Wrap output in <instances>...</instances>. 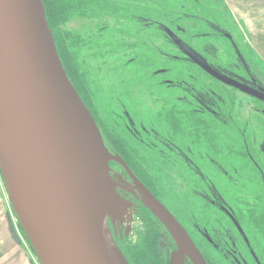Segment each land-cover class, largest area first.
<instances>
[{"label": "rangeland", "instance_id": "1", "mask_svg": "<svg viewBox=\"0 0 264 264\" xmlns=\"http://www.w3.org/2000/svg\"><path fill=\"white\" fill-rule=\"evenodd\" d=\"M102 1L110 3L108 0ZM159 1L160 0H153L152 2L150 0H135L132 4L127 3L129 7H132L133 12L131 14L127 11H110L102 9L101 7H96L93 10L94 16L92 19L87 15H79L63 26V31L67 32V34H69L75 41L73 48L80 53V74H84L87 80L86 85L84 84V95H80L78 91L75 90L89 112L93 114L92 116L94 120H96V124H98L99 128L101 127L103 129L102 134L105 139L108 138L110 145L112 144V141L109 138V134L111 133L112 136L115 133L114 129L118 133H121V135H125V137L128 135L129 140L128 138L127 140L129 141V144L134 145L133 143H130V141L134 142V138L128 130H130L133 125L138 127V123L139 127L141 125L145 131L146 129H149V131L152 130L153 133L155 132V134H157L159 138L161 137V140L163 141L162 136H164V134H161L160 132L165 133V130L160 129L163 127L161 125L163 117H161L159 113L162 114L166 101L165 99L172 98V94L174 93L178 98H182L185 101L184 97H187L189 86L194 87L193 89L195 91L193 93L196 102L200 105H204L206 108L208 107V111L211 113V118L203 120V124L207 125L208 131L211 129V131H214L220 138L228 139L231 136L229 132L231 130L229 127H225L222 124V121L224 122L225 120L222 118L231 117L234 119L238 118L239 123H241L240 126H244L245 129L250 131L248 134L251 136H249L251 141L245 142V147L248 153L247 159L242 155L238 158L233 157V163L228 159L229 157L226 154V156L224 155V159H228V165L224 168V166H220L222 162L219 164L223 155L210 156L211 161L217 165V171L221 173L220 175L210 173L207 169L202 171V168L198 167L200 164L199 157L196 155L193 157L185 155L186 151H184V149L186 150L187 146L191 145L193 141L192 138L189 140L182 136L181 130V132H178V130L177 132L179 133L178 144L181 145L182 152H184L183 165L181 161L177 163L176 159L168 157L169 155L166 154V152L167 150L169 151V149L163 145L159 146L164 150L162 155H159L156 159L146 158L144 161L141 159L144 157H140L138 162L141 164V167L147 171H150V168L154 165L163 168L164 166L172 167V170H169V173L167 174L169 176V181L167 183H162L161 178L155 179L152 175L154 178V182H152L153 188L155 187L161 192V196L164 199L162 200L166 205L176 214V216L183 219L184 223L187 224V228L193 240L211 262L214 264H231L228 259L224 258V254L221 252L224 247L223 244L220 245L216 241L213 245L209 244L208 241L205 240V236L201 235V228L190 225L193 221L200 222V217L196 216L194 212L192 213L188 211L185 203L187 199L196 201L197 205L201 203L199 197H202V195L205 196L207 191L204 189V182L211 181L212 184L215 185L214 181H217V179L218 181L224 179L227 180L228 176L232 181L233 179L238 178V175L236 176V174L232 172H234V168L239 165L240 161L244 163V170L249 171L250 178L253 174H256V178H259L257 186L261 189L263 188L261 171L264 174V105L257 100L251 99L245 95L243 96L240 92L233 90L227 91L220 84H209L207 81L208 77L204 73L205 71L194 61L196 60L199 64H203L214 72L223 75L225 78L237 81L241 84L244 82L238 81L236 76L238 75L244 79L251 80L244 71V69H248L254 76L253 82L258 84L260 89L264 90V0H213L214 3H211L212 6L215 7H212L214 9V12L211 13L212 15H206L202 13V11H199L200 9L193 8L186 4L189 2L193 5V0H181L184 1L182 2L183 4L181 3L183 7H180L181 5L179 6V4L176 5L179 6L178 11L175 6L164 7L165 14L168 16L171 15V19H167V22H165L167 26H164L165 36H162L160 31L157 30V28L159 27L158 29H160L162 25L155 22L154 19L156 18V15L153 13L144 14V11L148 9H159L155 4L157 3L161 6ZM163 1V3L167 5V0ZM204 1L205 0L202 1V4H204ZM149 2H151V4ZM195 6L200 5L196 4ZM134 8L138 10L136 11ZM175 15L182 19L185 18V16L188 17V15H192L193 18L202 22V24H200L201 27L197 28L196 25H194L196 23H183V25L180 23L177 24L179 26H175L176 24L172 26L173 23L170 20L175 21ZM202 28L208 29L201 30ZM199 30L203 33L208 32L206 33L207 37L212 34L211 31L207 30H212L217 37L213 40H209V38L198 39L197 34L199 33ZM105 31L108 32V34L111 32V35L113 36V41L111 40L112 43L108 44V47L104 42L93 38V36L96 38L101 36V38L104 37L110 39L111 35H108ZM223 33H227L229 36L228 40L223 37ZM184 34H186V36H183ZM189 35H193L195 39H191L192 37ZM222 38L224 40H222ZM114 40H119L122 47H118L114 44ZM139 43H142V46H140ZM135 45L142 47L140 50L141 55L137 54L138 49L135 48ZM203 47H209L213 52L211 51V54L208 57L199 54L200 49ZM219 48H222V51L219 50ZM176 49H179L180 52L176 51ZM157 53H159V60L164 67H159L158 65L153 71H151L150 75H146L147 77L143 80H139L138 76L131 74L133 72V67L135 72H138L135 68L136 66H138V70H140L139 73L146 71L147 67L144 64L145 56H152ZM141 63V66H144L140 68ZM188 63L194 64L195 67L189 66ZM177 67H182V69L185 70L186 79L183 77L185 82L180 76L177 75L175 78L171 74L174 68ZM190 67H194L195 70L193 71L194 68L192 69ZM169 68H171L172 71ZM229 73H231L230 75L232 77L229 76ZM188 75H191L192 77L190 78ZM164 80H166V82L170 80L172 84L168 85L169 87H166V84L168 83L165 84ZM163 82L165 86L162 84ZM198 85L202 88H199ZM176 88L178 91L175 90ZM193 89L191 88V90ZM204 95H209V97L218 101L217 107L207 102L204 103L200 98V96L206 98ZM217 98H220V100L224 98L225 103L222 104V106L219 105L220 102ZM178 103L183 104L184 102L180 101ZM190 107L191 106H189V108L188 106H185V109H181V111L185 110V112H187ZM117 110L118 112H116ZM142 110L146 113H143ZM178 110L179 109H176V111ZM192 110H190V112H193ZM135 111L139 114H134ZM217 112L221 115L220 118H218L216 114ZM117 115H119L120 118ZM124 116L128 117L130 122L123 120L122 127L116 126V124H114L116 119H120L121 121V118L123 119ZM187 117L185 126H190L189 128H191L194 126V124H190V118L192 117ZM225 121L227 123L230 122L228 120ZM150 123H154L155 126H151ZM199 125V123L196 125L197 130L195 131L197 133H199L198 128H204ZM185 126H182V128L185 129L183 132L188 134L193 131H190L191 129H187ZM132 132L134 133L133 130ZM140 134L143 135V131L140 132ZM187 134H185V136H187ZM219 137H217L214 142L222 146L224 142L219 139ZM177 138L178 137H176V139ZM166 139L169 140L170 138L168 137ZM232 140L233 143L241 145L239 140H234L233 138ZM150 142L154 143L156 141L150 140ZM204 142V140H201V143ZM198 144H200V142ZM197 148L198 147H196V149ZM241 148L244 150L243 146ZM203 159L207 158L204 156ZM204 161L209 163L207 160ZM189 165L191 167L194 165L197 166L194 173L189 172ZM110 169L112 171L111 178L114 183L115 195L129 205L127 210L128 213H126L127 216H124L122 220L118 218L114 219L111 215L107 216L111 238L124 256V253H126L129 247L138 246L143 242V236L146 235V232L148 231L147 225L142 219L146 216V208L138 198H133V196L128 194L129 191L124 188L123 178L116 174L111 167ZM244 170L241 167L240 174L248 178V174ZM226 171H229L227 173L229 175H226ZM243 181H245V179H243ZM236 184L237 195L233 197V191L230 192V190L226 189L227 191L223 192L225 194L221 203L223 207L230 211V202V205L234 209L230 212L235 214V218L238 219L241 226L246 229V233H249L248 240L254 245H251V248L256 251L261 244H264V242L257 240V234L252 236L253 232L256 230L254 229L256 226L248 223L247 206L249 208H257L253 198L258 200V195L255 190L254 192L247 191L245 187L239 189L240 183L236 182ZM212 191L216 194L214 190ZM208 198H210V196H208ZM237 200H241L239 207L234 205ZM204 203L211 211L210 212L209 209H207V212L209 211L212 216L218 217L217 221L211 219V223L216 231L221 230V232L218 233H222L223 227H225V225L227 226L229 222L224 219V216L220 219L221 214L217 206L211 203L209 205L207 201H204ZM262 203H264V201ZM257 214L260 215L258 212ZM255 219L259 220V218ZM249 226H251L250 229ZM231 228L232 227H229V232L236 243V234L232 233L234 229L232 228V230ZM253 229L254 231H252ZM216 231H214V233ZM19 235L21 238H24L20 229ZM25 243L29 246L27 241H25ZM255 243L257 244L256 246ZM158 247L160 248L161 253L166 251L167 246L161 238L158 240ZM241 253H243V251H241ZM249 263L253 264L251 259Z\"/></svg>", "mask_w": 264, "mask_h": 264}, {"label": "water", "instance_id": "2", "mask_svg": "<svg viewBox=\"0 0 264 264\" xmlns=\"http://www.w3.org/2000/svg\"><path fill=\"white\" fill-rule=\"evenodd\" d=\"M221 83L264 102L198 61ZM133 183L135 195L176 245L169 264L203 256L175 217L122 158L106 148L100 130L70 82L46 20L42 0H0V173L16 219L10 232L27 241L37 264H128L114 244L104 195L114 183L110 163Z\"/></svg>", "mask_w": 264, "mask_h": 264}, {"label": "flooded vegetation", "instance_id": "3", "mask_svg": "<svg viewBox=\"0 0 264 264\" xmlns=\"http://www.w3.org/2000/svg\"><path fill=\"white\" fill-rule=\"evenodd\" d=\"M110 1H112L115 5L123 6V10H121L119 12H122V11L126 12L127 11L129 14L132 13V11H130V8H132V7H129L127 5V3L132 4V2L135 1V0H118V1L117 0H110ZM193 1L195 3V4L193 3V5H191V3H189V2H187L186 4L190 5L193 8L200 9L199 11H202V13H204L206 15H212L211 13L214 12V9L212 7H215V6H212V3H211V2L214 3L213 0H205L203 2L204 4H202L203 0H193ZM159 2L161 3V6H159L156 3V5H157V7H159V9H158V14H156V18L154 20H155V22L157 24L162 25V27H160V29H158L159 28L158 27L157 30L160 31L162 36H165L164 35V30H165V27H167L165 22H167L166 21L167 19H171V16H168L167 14H165V12L163 10L164 7H165V3H163L164 1L160 0ZM182 2H184V1H181V0H167L166 3L167 4L169 3V6H170V4H172L173 6L177 7V11H178V7L180 5H181L180 7H183V5H182L183 3ZM178 4H179V6H176ZM196 4H199L200 6H195ZM170 21L173 23L172 26H174L175 24H176L175 26H179L177 24H180V23H181V25H183V23H186V24H194V23H196L194 25H196L197 28H200L201 27L200 24H202V22H199L196 18H193L192 15H188V17L185 16V18H183V19L178 17V16H176V20L175 21L174 20H170ZM204 24L207 25L206 23H204ZM169 28H173V27H169ZM204 29H208V28H202L201 30H204ZM207 31H211L212 34L207 37L206 33H208V32H204L203 33V32H200V30H199L198 31L199 33L197 34L198 35L197 38L198 39L199 38H201V39L209 38V40H213L215 37H217V36H215V34H214V32L212 30H207ZM176 35H178V34H176ZM183 36H186V34H184ZM189 36L192 37L191 39H195V37L193 35L192 36L189 35ZM223 37L225 39H227V40L229 39V36L227 35V33H223ZM222 40H224V39L222 38ZM219 50L222 51V48H219ZM176 51L180 52L179 49H176ZM211 51H212L211 48L203 47L202 49H200L199 54L208 57L211 54ZM191 65L194 66V64H191ZM243 67L247 68L246 66H243ZM244 71H245L246 75L248 76V78L251 79V80L244 79V78H242V77H240L238 75L236 76L237 77L236 79L238 81H243L244 82L243 84H241V83H239L237 81H233L231 79H229V80L237 83L238 85H240L246 91L255 92V93H263L264 90L260 89L258 84L253 82L254 81L253 80L254 76H253V74H251L250 70L244 69ZM174 72H175L176 76L177 75L179 76L178 67L174 68ZM204 73L208 77L207 81H208L209 84H212V83L220 84L227 91L228 90H233V91H236V92H240L241 94H243V96L245 95V96H247V97H249L251 99L257 100V101L261 102L264 105V102L258 100L257 98H255V97H253V96H251L249 94H246L245 92H243L240 89L227 86V85L221 83L220 81H218L217 79L213 78L212 76H210L208 73H206V72H204ZM224 74H226V73H224ZM230 74L231 73H229V76H231ZM189 76H190V78L192 77L191 75H188V77ZM220 76H223V75H220ZM192 79H194V78H192ZM183 81L185 82V80H183ZM164 82H165V84L168 83V84H166L167 85L166 87H169L168 85L172 84V82L170 80H168V82H166V80H164ZM164 82L162 84H164ZM165 84H164V86H165ZM186 86H189V85H186ZM198 86H199V88H202L200 85H198ZM191 88L193 89L194 87H190L189 86V91H187V97H184L185 101L182 98H178V96L176 94H174V93L172 94V98L165 99L166 101H165V105L163 107L162 114L159 113V115L161 117H163V121H162L161 125L164 127V128L161 127L160 129H164L165 130V133L160 132L161 134H164V136H162L163 141L161 140V137L159 138V136L157 134H155V132L153 133L152 130L149 131V129H146V131H145L144 128L141 125L139 127V123H138L137 124L138 127L136 125H133L130 128V130H128L130 132V134L132 135V137L134 138V142L130 141V143L134 144V143L138 142L139 144L142 145V147L144 149V152H145L144 158H142L143 161L146 158L156 159L159 155H162L164 153L163 152L164 150L161 149L159 146L163 145L164 147L169 149V151L167 150V152H166V154H168L169 156L166 155V154H164V155H166V156H168V157H170L172 159H176L177 163H179L181 161L182 165H183V163H184V161H183L184 154L183 153L184 152H182L183 150L181 148V145L178 144V142H179V133L178 132L182 131L181 132L182 136L186 137L189 140H190V138H192V141H193L191 145L187 146L186 150L184 149V151H186L185 155H190L191 157L196 155L197 157L200 158V164L198 166L199 168H207L208 169L207 171H209L210 173H214V174L220 175L221 173L217 171V165L214 164L213 161H211L210 156L223 155V157L219 161V164L222 162V164H220V166H224V168H226V166L228 165L227 164V160L228 159L234 163L233 157H237L238 158V157H240L242 155V156H244V158L247 159L248 158L247 157L248 153H247V149L245 147V142L246 141H251L250 140L251 136L248 134L250 131L248 129H245L244 126H240L241 123H239L238 118H235V119L232 118V117L231 118H222L223 120L225 119V120L230 121L228 123L225 120H224L225 123L222 121V124L225 127H229V129L231 130V131H229L231 136L229 135L230 137L228 138L230 143L227 144L225 142L222 146L217 144V146L219 148L218 149L219 152H218V154H214L216 151H214L215 148L212 146V142H210L211 138L207 136L208 129L207 128H203V129L198 128V132L199 133H197L195 131V130H197L196 125L198 123L200 124L201 122L200 121H194L196 119H199V120L203 121L204 119L211 118L210 117L211 113L208 111V107L206 108L204 105H200L198 102H196V100H195L196 98H195L194 93H193L195 90L194 89L191 90ZM175 90H177V88ZM204 96H206V98L208 99L207 100L206 98H203V97L200 96V98L202 99V101L204 103L207 102V103H210L211 105L217 107V102L218 101H215L212 97H209V95H204ZM217 99L220 102L219 105L222 106V104L225 103L224 98H222L221 100H220V98H217ZM180 101H183L184 103L183 104L178 103ZM190 101H191L192 104L190 103ZM185 106H188V108H189V106H191L190 109H188L189 112L188 111L185 112V110L181 111V109H185ZM165 109L167 111L169 109L170 110L173 109L174 117H175V120H176V125L175 126H177V127H175V128L171 127V125L167 122V119L165 118L166 116L164 115ZM176 109H179V110L176 111ZM118 110H117V112H118ZM190 110H192L193 112H190ZM143 113H146V112L143 111ZM134 114H139V113L137 111H135ZM216 114H217L218 118L221 117V115H219V112H217ZM229 114H231V113H229ZM214 115H215V113H214ZM117 116H119V115H117ZM187 116L188 117H192V118H190V124H194V126H192L191 128H189L190 126L188 127L189 129H191L190 131L193 130L194 132L192 131V132H189L188 134L183 132L185 129L182 128V126H185V122L187 120L186 119ZM222 117H224V116H222ZM119 118H120V116H119ZM180 118L183 119L182 122H180ZM143 119H144V117H143ZM123 120H126V122H130L129 118L124 116V118L123 119L121 118V121H120L121 122V126H119V124L117 125V122H114V124H116V126H118V127H122ZM191 121H193V122H191ZM150 125L151 126H155L154 123H150ZM98 128H99V126H98ZM138 128H139V130H138ZM131 129L134 131L135 135H134V133L132 132ZM125 130H123V131H125ZM177 130H178V132H177ZM142 131H143V135L144 136L142 134H140V132H142ZM100 132H102V131H100ZM202 132H204V133H202ZM139 134H140V136H139ZM151 134H153L154 136L151 135ZM185 134H187V136H185ZM172 136H173V138H172ZM188 136H190V137L188 138ZM168 137L170 138L169 140L166 139ZM176 137H178V138L176 139ZM127 138L129 140L128 135H127ZM147 138H149L151 141H156V142H154V143L150 142V140L147 139ZM232 138L234 140H239L241 145H238L237 143H233ZM201 140H204L205 142L201 143ZM159 141H161V142H159ZM185 141H187V140H185ZM199 142H200V144H198ZM130 145H132V144H130ZM242 146H243V148L245 150V151L243 150L244 151V155L239 153V151H240ZM196 147H198V148L196 149ZM229 148H231V149H229ZM194 151H196V152H194ZM109 152H111L114 155L119 156L114 151H112V149H110ZM263 152H264V148H263ZM187 153H189V154H187ZM226 154L229 157L228 159H226V158L224 159ZM204 156L207 159H203ZM204 160H207L209 163H207ZM156 164H158V163H156ZM114 166H117L118 169L114 168ZM200 166H202V167H200ZM110 167L112 168L113 171H115L116 174H118L119 176H121L123 178V180H124V188L129 191L128 194L133 196V198L134 197L137 198L135 196L137 194L133 190V183L131 182L130 178L126 175V173L123 171L121 166H119L116 163H112L111 162L110 163ZM196 167H197L196 165H194L193 167H191L189 165V168H188L189 172L194 173L195 172L194 170L196 169ZM241 167L244 170V163L242 161H240L239 165L234 168L235 169L234 172H232V173L236 174V176L238 175L237 176L238 178L233 179L231 181L230 178L227 176V180L224 179L225 181L224 180H221V181L219 180V181L220 182H224L226 184L229 183V185H227V186L225 185V186L227 187L228 190H230V192L233 191V197H235V195H237V184H236V182L240 183L239 189H241L242 187H245L247 191L254 192V190H255L256 194L258 195V200L256 198H253V199H254V203H256L255 205L257 206V208L253 207L251 211H250L249 208H247L248 223L254 224L256 226V227H254V229H256L255 230L256 232L253 229L252 231H254V232H253L252 236L257 234L258 235L257 240H260L261 242H264V206H261V205H264V203H262L264 201V174L260 170L261 173H262V184H263V188L261 189L260 187L257 186V183H259V178H256V174H253V176L250 178L249 177V175H250L249 171H245L244 170L248 174V178H246L245 176L240 174V168ZM199 168H198V170H199ZM130 170L132 171L131 168H130ZM228 172L229 171L225 172L226 175H229V174H227ZM133 174L169 210V212L175 217V219L179 222V224L184 228V230L187 232V234L189 235V237L191 238V240L193 241V243L195 244V246L197 247V249L199 250V252L203 256L206 264H214L213 262H211L210 259H208L205 256V254L202 252L201 248H199V246L193 240V238H192V236H191V234H190V232H189V230L187 228V224L184 223L183 219H180L178 216H176V214L163 201L164 199L161 196V192L159 190H157L155 187L153 188V186H151L152 184L149 185V184L145 183L144 181H142L134 172H133ZM243 179H245V181H243ZM217 181H218V179H217ZM203 184H205L204 189L207 190V191L205 193V196L202 195V197H199V199L200 200H204L205 202L207 201V203L209 205L211 203V204H214L215 206H217L219 208L220 214H221L220 219L222 218V216H224V219L227 220L230 225L229 224H227V226L225 225V227H223V232L222 233H218V232H221V230H219V231L217 230L216 231L215 228L213 227L212 223H211V219L217 221L218 217L212 216L211 213H209L210 209H209V207L207 205H206V207L201 209V211L199 209L194 210V209H189L188 208V211H190L192 213L194 212V214L196 216L200 217V222H194L193 221V222H191V224L190 223L189 224L191 226L194 225V227L201 228V230H202V231L200 230L201 231V235L205 236L204 238H205V240L208 241L209 244L213 245L215 243V241L218 244H220V245L223 244L224 247L222 248L223 250H221V252H223L224 258L228 259L231 262V264H251V263H249L250 259L252 260L253 264H264V244H261V246H259L256 251L253 250L251 247L254 246V245L251 244L250 240H248L249 239L248 238L249 237V235H248L249 233H246V231H245L246 229H244L241 226L240 221L235 218V214L233 213L234 214L233 215L230 212L231 210H234L233 207L229 203V206L231 208V210L229 211L227 208L223 207V205L221 203L225 193L219 192L217 190V188L212 184L211 181L204 182ZM226 187H225V189H226ZM212 190H214L216 192V194H214ZM208 196H210V198H208ZM207 209H209L208 212H207ZM145 210L148 211L147 209H145ZM257 212L260 213V215L257 214ZM151 216L154 218V216L152 214H151ZM250 216L252 217L251 218V222H250ZM144 217L142 219L145 222V220H144L145 218ZM255 218H259V220H256ZM154 222L156 224H159L158 226L161 229L160 238L162 240H164L165 245L167 246L166 247V251H164V253H161V255L163 254L162 259L165 260V264H169L170 256L176 250L175 242L170 237L168 232L164 229V227L156 219H155ZM257 225H259V226H257ZM229 227H232L234 229L233 230L231 228L233 230L232 233L236 234V243H235L234 238L231 236V233L229 232ZM250 228H251V226H249V229ZM214 231H216V232L214 233ZM225 239H227V240H225ZM257 242H259V241H257ZM256 245L257 244L255 243V246ZM241 251H243V253H241ZM160 252H161V250H160ZM190 263L191 262L189 261L188 258H185L183 260V262H182V264H190Z\"/></svg>", "mask_w": 264, "mask_h": 264}, {"label": "trees", "instance_id": "4", "mask_svg": "<svg viewBox=\"0 0 264 264\" xmlns=\"http://www.w3.org/2000/svg\"><path fill=\"white\" fill-rule=\"evenodd\" d=\"M43 5L45 8V13H46V20L48 22L49 28L52 31L53 38L55 41L56 49L59 55V58L61 60V63L63 65V68L67 74V77L71 81V83L74 85L75 89L78 91L80 95H84L85 93L83 92L84 90V84L86 85V77L84 74H80V53L78 50H74V44L75 41L74 39L67 34V32L63 31V26L70 22L73 18L79 16V15H87L90 19L93 18V10L96 7H101L102 9H107L110 11H121L123 10V6L115 5L112 1L108 0L110 3H106L102 0H42ZM151 2L153 0H150ZM151 2H149L151 4ZM107 4V5H106ZM156 4V3H155ZM173 6V5H170ZM169 3L166 5V7H170ZM121 9V10H120ZM136 11L138 9L134 8ZM154 8L153 10H155ZM152 9H148L144 11V14H158V9L153 11ZM164 10V9H163ZM130 11L133 12L132 8H130ZM171 16V15H169ZM150 32L149 30H147ZM110 32V31H109ZM105 33L108 34V32L105 31ZM111 35V32L109 33ZM108 34V35H109ZM94 39H97L99 41L104 42V44L108 47V44L112 43V38L113 36L111 35L110 39L109 38H96L93 36ZM112 40V41H111ZM115 41V40H114ZM70 43V45H69ZM116 44L118 47H122L120 44L119 40H116L113 42ZM140 46H142V43H139ZM121 45V46H119ZM71 46V48H70ZM105 46V47H106ZM139 45H135V48L138 49L137 54L141 55V48ZM159 53L153 54L152 56H145V65L147 67L146 71L139 73L140 70H138V66H136V70L138 72H135L134 67H133V72L131 74L138 76L139 80L145 79L147 76L150 75L151 71L155 67L159 65L164 67L162 65V62L159 60L158 57ZM144 56V55H143ZM132 65V64H131ZM142 63L140 64V68L143 67L141 66ZM189 66H192L191 64L188 63ZM194 68V67H190ZM171 69V68H169ZM179 69L180 77L184 80L186 79V73L185 70L181 68ZM195 68L193 69V71ZM172 71V69H171ZM175 78L177 77L174 70L171 73ZM184 77V78H183ZM180 83V82H179ZM92 111V110H91ZM117 112V111H116ZM94 113V112H93ZM93 115V114H91ZM164 115L166 116L165 118L167 119V122L171 125V127H177L176 125V120L174 117V112L172 110H166L164 112ZM183 119L180 118V122H182ZM194 121H200L201 127L207 128L206 124H203V121L196 119ZM96 122V120H95ZM117 125L121 126L120 119H116ZM193 122V121H191ZM98 125V124H97ZM187 129H189V126H185ZM100 131L103 129L100 127ZM119 130V129H118ZM115 132V133H114ZM114 136H111V133L109 134V138L112 141V144L110 145L108 138L105 139L103 136L102 132L101 136L103 138L104 144L108 150L112 149L116 154H118L124 161L125 163L132 169V171L145 183L151 185L152 182H154V178L152 175L155 177V179L161 178L162 183H167L169 181V176L167 175L169 173V170H172V167L164 166L160 167L157 165H154L150 168V171L144 170L143 167H141V164H139L140 157H144L145 152L141 144L138 142L134 143V145H130L129 141L127 140V136L121 135V133H118L114 129ZM204 133V132H202ZM207 136L211 138L212 146L215 148L214 151H216L214 154H218L219 148L217 146V143L214 142L216 141V138L219 137L214 131H207ZM190 136H188L189 138ZM224 143L226 142L227 144L230 143V141L226 138H220ZM231 149V148H229ZM230 152V151H229ZM240 154L244 155V151L242 148L239 151ZM142 159V158H141ZM137 161V162H136ZM114 168H117V166H114ZM206 170L207 168H202V171ZM208 170V169H207ZM215 187L217 190L221 193L227 191V185L224 182L220 181H214ZM226 185V186H225ZM152 186V185H151ZM205 186V184H204ZM226 187V189H225ZM223 189V191H222ZM242 189V188H241ZM201 203L199 205L196 204V201H192V199H187L185 205L186 208L189 209H203L206 207L204 204V200H200ZM230 203V202H229ZM241 203V200H237L235 202V206L239 207ZM247 208H249L247 206ZM253 208V207H252ZM252 208H249L250 211ZM252 213V212H251ZM145 223L147 225V232L146 235L143 236V242L135 247H129L124 253V257L127 260L128 264H165V260L162 259V255L160 252V249L158 247V240L160 239L161 235V229L159 228V224H156L154 221L155 219L151 216V214L146 211V216L144 217ZM204 218V217H203ZM251 216H250V222H251ZM253 223V222H252ZM160 229V230H159Z\"/></svg>", "mask_w": 264, "mask_h": 264}, {"label": "crops", "instance_id": "5", "mask_svg": "<svg viewBox=\"0 0 264 264\" xmlns=\"http://www.w3.org/2000/svg\"><path fill=\"white\" fill-rule=\"evenodd\" d=\"M10 221L19 233L0 173V264H37L33 252L25 241L23 239L21 243L14 241L10 232Z\"/></svg>", "mask_w": 264, "mask_h": 264}, {"label": "bare ground", "instance_id": "6", "mask_svg": "<svg viewBox=\"0 0 264 264\" xmlns=\"http://www.w3.org/2000/svg\"><path fill=\"white\" fill-rule=\"evenodd\" d=\"M112 187L110 186L104 195V206L102 207V211L104 214H110L114 219L122 220L124 216L126 217L128 213L127 210L129 205L119 198H115L111 193ZM187 257H190L196 264H199L197 259L186 250L185 252Z\"/></svg>", "mask_w": 264, "mask_h": 264}]
</instances>
